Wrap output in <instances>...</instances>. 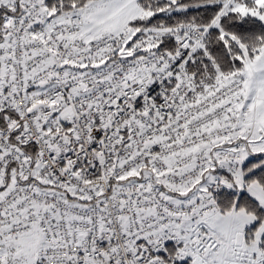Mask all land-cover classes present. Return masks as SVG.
<instances>
[{"label":"snow or ice","instance_id":"snow-or-ice-1","mask_svg":"<svg viewBox=\"0 0 264 264\" xmlns=\"http://www.w3.org/2000/svg\"><path fill=\"white\" fill-rule=\"evenodd\" d=\"M0 264H264V0H0Z\"/></svg>","mask_w":264,"mask_h":264}]
</instances>
